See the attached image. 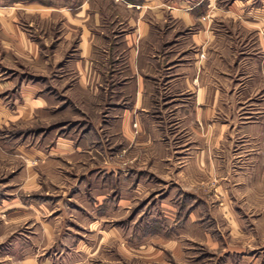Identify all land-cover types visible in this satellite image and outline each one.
Listing matches in <instances>:
<instances>
[{"label": "rangeland", "instance_id": "1", "mask_svg": "<svg viewBox=\"0 0 264 264\" xmlns=\"http://www.w3.org/2000/svg\"><path fill=\"white\" fill-rule=\"evenodd\" d=\"M71 2L74 17L79 0ZM97 2L102 23L88 29L94 59L87 63L86 77L78 76L81 32L73 28L71 45L55 63L28 76L40 84L44 108L34 114L17 110L15 88L0 94L8 103L3 105L8 118H0V264L28 246L34 215L51 221L58 237L81 239L87 264H264V28L263 43L256 32L236 28L231 43L214 46L217 105L208 117L200 110L196 130L200 147L215 148L220 156L216 174L200 173L199 187L191 188L170 167L175 154L165 162L157 141L151 155L136 147L141 133L136 124L131 141V0ZM57 23L50 53L61 36ZM165 25L169 32L175 23L167 17ZM216 29L225 36L224 29ZM168 49L172 54L174 48ZM13 74L0 67V78ZM149 95L143 111L157 136L164 124L169 130L176 118L194 117L187 104L175 108L170 93L158 89ZM211 132L214 146L211 139L205 142ZM57 139L70 141L74 152L55 153ZM30 203L26 212L18 211ZM225 209L234 220L223 219ZM91 221L112 235L101 238L89 230ZM197 228L201 235L194 233Z\"/></svg>", "mask_w": 264, "mask_h": 264}, {"label": "crops", "instance_id": "2", "mask_svg": "<svg viewBox=\"0 0 264 264\" xmlns=\"http://www.w3.org/2000/svg\"><path fill=\"white\" fill-rule=\"evenodd\" d=\"M42 1L0 0V67L14 71L15 78H0V94L15 88L20 94V99L14 104L15 108L28 110L31 114L44 108L46 101L40 96V84L28 79L29 74L37 75L45 64H54L62 49L71 45L73 32L75 33L73 28H76L81 32L78 42L81 69L77 68L78 76L81 79L86 77L87 63L94 59L90 52V44L94 39L88 38V29H95L102 23L100 11L96 7L99 0H79L74 17L72 0ZM224 2L198 0L195 4L188 5L185 0H131V18L128 21L131 25V141L136 139L132 127L136 124L137 130L141 132L134 142L136 147L151 155L157 148L154 144L157 141L160 144L159 157L164 158L165 162L169 161L171 154H175L176 160L170 167L181 174L185 178L183 180L181 177V182L191 188L199 187L196 181L200 173L216 174L219 162L217 156H220L215 148L200 147L201 138L196 130V126L201 123L200 110H207L202 114L205 117L207 113L208 117L210 110L217 105L214 46L217 42L223 45L231 43L228 38L232 29L236 28L244 30L243 32H256L257 42L263 43L261 29L264 28V3L251 5L246 0H229L227 4ZM55 16L58 17V23ZM167 17L175 23L169 32L166 30L169 26L165 25ZM56 23L59 28L57 32H61V36L57 49L50 53L47 52V46L50 47L54 41L56 32H51ZM217 26L224 29V37L216 32ZM181 31L185 32L184 35ZM169 42L174 47H169ZM152 48L155 49L154 53ZM168 48H174L172 54ZM13 66L18 69L15 70ZM157 67L159 69H155ZM158 89L171 94L167 99H175L171 101L175 103V108L183 109L187 104L194 111V117L187 119V122L183 119L179 121V118L172 121V128L169 130V126L164 124L159 136L151 131L154 126L146 117V110L143 111L150 104L147 94L151 98V94L158 92ZM184 94L191 95L186 102L182 99ZM4 103L8 104L0 98L1 119L8 118ZM18 115V118L26 119L24 114ZM206 135L205 142H210L211 139L214 146V132ZM89 136L87 133L86 139ZM156 137H160V140ZM177 143L180 144L173 145ZM70 146V141L57 139L54 151L57 154L71 155L74 150ZM222 153L227 156L225 150ZM40 155L42 152L39 151L38 156ZM16 204L22 205L18 199ZM32 205L30 203L24 209H17L26 212ZM38 205L42 209L47 206L45 200ZM222 213L223 219L234 220L227 209ZM31 221H36V224L30 230L28 246L19 249L16 256L3 260V264H87V252H84L85 245L81 244V239L72 242L66 235L58 237L59 231L55 225L46 219L40 222L38 216L34 215ZM88 225L89 230L98 231L101 238L112 235L103 228L99 229L98 221H91ZM194 233L201 235L198 228ZM52 246L56 249L50 250Z\"/></svg>", "mask_w": 264, "mask_h": 264}]
</instances>
